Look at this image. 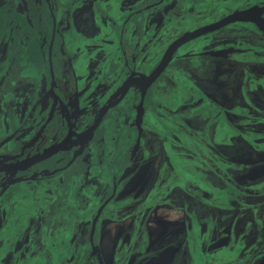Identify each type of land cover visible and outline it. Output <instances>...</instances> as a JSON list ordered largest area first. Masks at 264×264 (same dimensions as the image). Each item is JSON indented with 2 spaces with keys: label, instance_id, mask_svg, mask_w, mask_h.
I'll list each match as a JSON object with an SVG mask.
<instances>
[{
  "label": "flooded vegetation",
  "instance_id": "af4514ba",
  "mask_svg": "<svg viewBox=\"0 0 264 264\" xmlns=\"http://www.w3.org/2000/svg\"><path fill=\"white\" fill-rule=\"evenodd\" d=\"M60 1L65 3L71 1V5L73 4L71 10H67L69 12H66L62 19L58 17L55 8V3L57 5ZM88 1L94 4L95 10H82V4L77 0H0V14L4 10L7 14L15 15L18 23L21 20L20 23L24 29L19 37L18 24L15 20H12L8 27L3 28L0 26V155H8L3 152L6 150L4 145L6 142L3 143L2 139L11 133L10 125L14 129L13 135L10 137L14 142L7 151L12 152L13 159L0 162V250H4L0 255V264H20V258L25 259L31 252L37 250H40L41 253L37 264H41L42 260L45 263L44 255H51V250H55L52 244H54V248L61 250L63 249L62 245L66 249V244L73 243L71 242L73 235L68 238L64 233L69 220V214L67 213L68 197H71L77 205L78 202L83 203L79 207L85 208V216H80V213L76 216L72 215L74 218L71 221L72 226H78L80 229L86 227L85 224L87 223H93L97 219L98 211L104 205L96 220L97 230L93 233V235H96L99 246L91 253L93 264H107L102 252L101 239L98 236V231L103 227L106 228L111 223L109 220L104 222V218L101 217L106 208L111 205L125 204L117 221L119 223L128 218H125L124 215L139 210L129 216L132 218L130 226L132 229L139 228L140 225L151 220L152 216L155 223H160L163 216L156 214L155 211L162 207L173 213L169 215L171 218H174V214L179 212L175 208V205L178 204L179 187L170 188V185L176 180L175 177L173 178V176H176L175 171L166 172L165 168L164 174L166 176L162 177V174L149 172L146 169L143 149L146 148L144 139L147 132H143V139L141 138L139 142L137 132L135 131L131 135L133 127L128 126L126 138L128 141H126L123 134V128L126 127L124 119L117 120V118H113V114L109 113L114 107L108 109L104 115L96 112L95 114L90 113L88 116H81L83 110L78 105L76 95V93L83 91V99L89 98V105L86 104L89 108L96 103L97 99H100L101 103L104 102L101 108H105L122 93L121 88L117 90L118 87H122V84H109L102 89L97 85L96 98L91 101L90 93L93 86L89 81L85 82L84 80L85 73L98 72L97 65L94 63L98 55L92 56V53L103 52L105 54V50L102 49L104 44L110 41L109 32L104 28V24L109 23L106 20L104 11L109 12L114 19H120V32L122 34L127 32L134 36V39L129 38L126 41L120 39V45L122 49L124 48V52L128 50L130 53L133 50L140 57V52L145 51L150 42L156 41V43H159L162 40L159 39L162 34L161 31L159 34L157 32L166 22L165 16L162 15L161 20L155 21L156 19H154L153 21L152 19L151 22H148V11L156 7L159 0ZM221 3L228 4L219 13L217 5ZM177 4L181 8L180 11L172 9V4L168 8L170 22L173 19L176 21L181 17H189L194 24L186 27L187 29L174 37V40L188 31L218 21L236 10L246 9L257 4L264 7V0H239L237 2H233V0L207 2L205 0L201 6L194 3V0H177ZM112 10L116 12L115 15L112 14ZM209 13L217 17L207 18ZM258 13V11L252 12L250 16L253 19L252 21H236L218 28L219 31H224L225 38L222 40L218 38V30H213L212 35L205 33L203 37L205 39H199V37L186 41L178 48L177 51H181V54H178L177 57L184 60L200 57L203 58V63L205 61V71H208L209 74L201 76L204 77L202 78L203 84L196 87L202 93L204 100L208 102L203 110H210L218 106L221 108L222 115H227L230 121L238 123L241 117L247 115L242 116L232 112L231 109L236 105L246 107L250 116L249 119L253 123L245 124V127L251 126L264 132V122L259 121V117L264 116V25H260L258 22L260 19L257 17ZM53 16H57L55 38L61 34L63 39L60 41L54 39L56 44L54 63L52 64L48 55L52 51L50 50V41L54 26ZM133 16H135V20L130 22ZM193 16L199 19V22ZM262 16L264 18V13ZM0 20L4 21L2 16H0ZM113 23L115 24L116 20ZM113 23L112 26H114ZM154 24L157 25L156 28H154ZM72 31L78 37L77 43L69 35ZM27 32L38 33V36H30ZM208 36L217 37L215 40L216 46L212 42L206 41ZM69 40L70 44L67 43ZM203 41L206 48L201 49ZM66 44L69 47L71 45L72 51H74L73 54H66ZM131 45L134 49L131 48ZM84 49L89 51V54L85 57L82 55L85 53ZM196 51H206L209 52V55L205 58L200 53L197 54ZM129 53L127 54L129 57L125 56L126 61L130 59L131 53ZM164 53L163 51L160 60L163 58ZM138 60L142 61L141 59ZM52 65L55 71V82L51 74ZM101 65L98 67L104 66L102 62ZM242 65H245L246 68L242 69ZM30 66H32V69L29 68ZM35 68H42L43 77L35 74ZM184 73L186 75H182ZM30 74L37 76L39 80L37 84L28 83L32 80ZM182 74L186 77L188 70H184ZM82 77L84 85L78 89L76 87L74 92L71 90L68 108L64 103L62 107L60 96L57 97L55 93L58 92L59 95L63 96L68 85L71 87L75 81V84L79 86ZM236 79H238V82ZM243 79L244 89L241 87ZM213 84H215L214 87ZM224 87H231L234 91L233 94L231 96L225 95L223 92ZM164 88H167V86ZM213 89L221 100L211 95ZM117 91L119 92L114 94ZM165 91L166 89H164ZM128 94L129 92L126 93V96ZM36 96L39 100H43V107L46 111V117L41 121L40 128L44 124L46 126L41 132L48 128L51 130L52 122L50 124L47 122L49 119H55L59 123V139L61 136V139H64L71 131L68 141L64 142L63 146L58 147L59 142L56 137L54 143L51 144L56 146L58 144L56 152L59 151L57 154L60 153L61 156L60 159H58V155L52 157L51 162L53 163H50L49 159H43L37 163H32L29 160L24 161L36 155L42 149L37 143L41 141V138H38L42 134L41 132L36 139L32 138L36 132L27 136L25 140L23 139V136L29 133L32 128L28 123V116L33 105L30 98ZM225 97L229 98V101L234 100L236 103L228 107ZM188 100L190 98H186L183 104ZM80 101L81 97H79ZM120 102L111 105L115 106ZM160 108H163L161 103L156 102L153 112L164 118H169L172 123L174 120H178L179 117L172 114V112L178 111V108L175 110L164 108L165 112L160 111ZM202 113L204 114V112ZM128 124H131V122ZM104 125L112 128L116 135L114 139L109 138V142L105 144L103 142L106 136L99 132L102 131L101 128ZM73 126L74 129H71ZM3 127L5 128L4 133ZM153 133L155 134L153 139H155L156 134L159 135V131L153 129ZM180 133V130H176L170 135L166 133L165 137L170 138V144L174 146ZM77 135H79V139ZM158 139L156 138L155 142ZM151 145L149 144L147 147ZM116 149L120 153V160L114 166L113 152ZM95 152H98V154H94ZM74 154L77 155L75 158H73ZM260 156L264 159V154ZM63 158H66L64 162H62ZM96 164L99 167L113 168L106 173L100 170L98 174L93 169ZM262 164L261 173L264 172V160ZM78 170L82 173L81 180L85 184H90V187L86 190L81 187L79 191H71L70 194V191H67L68 180L69 187H71L73 177ZM119 176H121V181L118 180ZM112 183H119L120 190L115 191L114 186H110ZM64 189L66 191H63ZM55 195H58V197H55ZM52 205L59 208L60 212H57V208L53 210ZM131 208L132 210H130ZM88 218H91L89 222ZM167 220H169L168 217ZM259 228L261 233L264 230V225ZM6 231L13 232L14 236H8ZM73 234L77 239L78 232H73ZM88 237L91 238L92 236L89 234ZM21 238L24 240L25 238L29 239L31 250H27L26 244ZM258 238L256 237V239ZM7 241L10 242L7 243ZM261 241H264L263 237ZM13 247L15 252L12 250L13 255L10 256V250ZM119 249L122 248L117 247L116 252ZM69 254L66 256L68 257ZM113 256L124 258L119 253ZM70 259L72 260L71 257L59 259L57 264H66V261Z\"/></svg>",
  "mask_w": 264,
  "mask_h": 264
},
{
  "label": "rangeland",
  "instance_id": "374dc122",
  "mask_svg": "<svg viewBox=\"0 0 264 264\" xmlns=\"http://www.w3.org/2000/svg\"><path fill=\"white\" fill-rule=\"evenodd\" d=\"M77 1L82 4V7H81L82 10L83 9L85 10L88 9L89 11L95 10L94 4L90 3L88 0H77ZM206 1L216 2L217 0H206ZM237 1L239 0H233V2H237ZM204 2L205 0H194V3H198L199 6H201ZM171 4L173 5L171 7L172 9L174 10L180 9L179 5L177 4V0H168L167 3L166 2L164 3L163 7L162 6L156 7V8L153 7L152 9L148 11L149 13L148 22H151L152 19L153 21L154 19H156L155 21L161 20L162 15L165 16V20L169 19L170 16L168 15V8L170 7ZM227 4L228 3H221L217 5V9L219 10V13L222 11V9L226 7ZM112 14L115 15L116 12L112 10ZM193 17L194 19H196L195 16ZM212 17H217V16L215 15L213 16L211 13H209L207 18H212ZM196 21L199 22V19H196ZM3 22L4 21L0 20V24ZM172 24H173V29L175 32L171 34L175 35L177 33L179 34L181 32H184L187 29L186 27H190L194 23H193V20L189 17L187 18L181 17L176 21H174L173 19L172 23L169 24V27H172ZM0 26L5 28L2 25ZM156 26L157 25L154 24V28H156ZM104 28L107 32H109V39L112 40V42H107L104 44V46H107V49L111 51V58H108L107 60L104 61L105 67H106L105 69L108 72V75H110L107 79L108 82L111 85H114L116 83H119L121 79L122 80L124 79V77L121 78L117 76H121L123 74L127 77L128 75H130V73L132 74V71H134L133 62L130 61L128 65L126 58L123 56L125 52L120 45V39L123 37L122 32H118L112 26L111 22H109L108 24H104ZM112 31H113V35L111 36ZM208 33L212 35L213 31L208 32ZM69 35L71 36L72 40H74L77 43L78 37L75 36L76 33L72 31L71 33H69ZM15 38L17 39L16 36ZM155 46L157 47V45L149 46V49L146 53V57L149 58L151 50ZM205 46L206 45L204 44V41H203L201 49L206 48ZM66 48L69 49L70 47L66 45ZM122 52L123 54H121ZM197 52L198 51H196V53ZM199 53L202 56H205V58L209 55V52H206V51H201V52H198L197 54ZM153 54L155 57H157L158 49H153ZM103 56L105 59V57H107V54L106 53L103 54L102 52L101 55L95 60L94 62L95 65L102 66L101 62H102ZM198 59L199 60H192V62L190 63H193V66L195 68V70L193 71V75H195L194 76L195 83L199 85V84H203L202 78L204 77L199 76L196 67H197V64L205 65V61L203 63V58L199 57ZM29 68L32 69V66H30ZM241 68L245 69L246 66L242 65ZM42 71H43L42 68H39V69L35 68V74L38 76L43 77ZM174 72H176L177 76L182 74L180 72H177L176 70L175 71L170 70L168 74L166 73L165 75H162L161 77H159V79L156 82V86H159L160 84H163L164 82H166L167 88H158V87L155 88L153 90V93H151V95H149L148 97L152 102L157 101L156 96L157 95L160 96L163 89H166L164 94L161 96L162 99L160 101L161 106L163 107L174 108V107H178L181 105L182 101L186 99V96L184 95L185 92L181 93L179 89L187 91L188 94L191 96L190 100H188L186 103H190L193 100L195 95L192 94V91L196 92L195 90L196 85L192 84L191 82H188V83L181 82L179 85L176 78L175 79L172 78L171 74H174ZM204 74H205V71H204ZM187 78H190V77L187 76ZM31 79H33L34 81L33 80L29 81L28 83L30 84L32 83L35 84L36 82L39 81L38 78L36 77L31 78ZM236 81L238 82V79H236ZM244 85L245 84H244V79H243L241 82L242 89H244ZM214 86L215 84H213V87ZM223 92L225 95L231 96L234 91L231 87H224ZM211 95L214 97H218L221 100L220 96L215 92L214 89L212 90ZM95 98H96L95 86H93V89L90 93V99L91 101H93L95 100ZM138 98H139V95L137 91L134 90L130 94L128 102L131 104H134L138 101ZM164 99H168L169 101H166ZM140 100L141 99L139 98V103H140ZM225 100H226V105L228 107H230L233 103L234 104L236 103L234 102V100L229 101V98L227 97H225ZM38 102H39V99H36L31 109H34L35 105L38 104ZM126 106L127 104L125 102H122L119 106H117L114 109V115H116L117 117H121L125 111ZM160 111L165 112V109L160 108ZM180 115L181 116H179V118L181 121L179 124L180 125L182 124L183 126H185L184 128L185 130H187L188 127H190L191 132H193V130L194 131L196 130V132L187 133V134L180 133V139L178 138L179 145L177 146L176 144H174V146L170 144V138L165 137L166 135L165 132L167 130H165L164 126H160V124H164L160 122L164 120L170 121V119L164 118L163 116H160L159 114L155 112H151L150 115L148 116V123L152 125H157V128L160 131V133L159 135L156 134V138H159L158 141L153 143L150 147L145 146L146 147L144 148L145 150L143 149V154L145 153L144 158L146 160L145 166H146L147 171L150 172L153 170V168H155V171H157L158 165L160 167L161 165H163L162 175L164 177L166 176L164 174V171H165L164 167H166L167 164L173 165L175 167V174H176V176H173V178L175 177L176 180L175 182H173L172 185H170V188L179 187L178 189L179 194L187 197L188 201L191 203L193 202L192 195H190L188 191L192 190L195 187L196 188L199 187L203 190L201 186L203 187L207 186L211 190V191H205V192L203 190L201 191L202 193L199 191L198 194L196 193V191H194L195 196L200 197L201 200L206 201L208 204L210 200H214V199L216 200L220 195L229 193V191L227 190L232 187V180H234V178L236 179L238 183H242L244 186H246V188L244 189L245 192L251 191V189H249L248 186L252 187V185L254 184V181H253L254 179L256 180V182L261 181L258 179V177H262L264 175V172L262 173L260 172L261 167H263L262 161L264 160L263 158H261L260 155L264 154V148L263 150H259V151L254 150L250 142L246 140L245 138L242 141V147H238L240 145L234 144V143L230 145L229 143L231 142V140L228 139V135H227V132L230 131V128L228 125L229 118H227V115H225L226 122H227L226 125L223 126L221 132L218 131L217 129L214 135H212L214 132L213 129H215L213 125L206 124L204 122H202V124L200 125L197 120H196L197 125L194 123L195 119L193 120V118L197 116L195 111H193L192 118L191 116H187L184 113H181ZM164 125H167V124H164ZM240 126H241L240 127L241 129L245 128V125L243 124H241ZM256 127H259V126H256ZM9 128L11 130V133L6 135L5 138H10L13 135V131H14L13 126L10 125ZM101 129L102 131H99V132L106 136V139L103 142V144L109 142V138L114 139L116 137L115 131L112 128H109L108 125H104ZM3 130H4V127H3ZM233 131H235L234 133L235 135L236 129L234 127H233ZM220 136H222V139H220ZM225 136H227L228 141H225ZM199 138L201 140H205L206 141L204 142L205 144H202ZM180 140L181 142H183V144L179 143ZM9 141L11 140H8V142ZM224 143L229 144V145H224ZM8 145L11 146V144L9 143ZM205 145H207L206 146L207 151L211 149L215 154L224 153L225 155L228 156V159L231 162L244 166L234 171L229 170L230 175L228 177V180L224 179L225 180L224 187L220 188V187L214 186L205 178L207 176L206 174L208 173L207 170L210 169L211 171H213L214 169V166L208 167L204 165L203 163V159H202V156L200 155V151H205L204 149ZM123 150L125 153L124 147H123ZM186 150L192 152L193 154H195V156L192 153H188ZM94 154L97 155L98 152H95ZM58 157H59L58 159H60L61 157L60 154L58 155ZM113 158L115 160L114 166H116L120 160V153L118 152L117 149L113 152ZM125 163H126V160H125ZM224 166L226 167V169L230 167L229 165L221 164L220 168H224ZM112 168L113 167L111 168H106L104 166L99 167V165L96 164L93 169L94 171H97L99 174L100 170L106 173L108 172L109 169H112ZM232 175H234V177ZM81 176H82V173L80 170H78V172L73 177V183L71 187H69V180L67 179L68 180V187H67L68 190L67 191H70V194H71V191H79L81 187L84 190L90 187V184H85L81 180ZM120 179H121V176L118 177V180ZM110 186L111 187L114 186L115 191H119L121 188L119 183H112L110 184ZM63 191H66V189H64ZM89 191H93V190H89ZM205 194H209V196L207 197ZM239 195L241 198H244V200L247 199V197H244L243 194H239ZM226 201L227 199L225 196H221L218 200V202L220 203H223ZM260 201L255 200L254 202L250 204V206L255 207L256 203ZM261 203L263 207L264 201H261ZM68 206H70L71 209L73 210L72 213L74 216L83 212L85 209L84 207H79L80 205H76V203L72 200L71 197L68 199ZM244 206H248V204H244ZM211 207H213L215 210L207 211V215H213V213L219 209L216 205H213V204L211 205ZM236 207L238 208V210H241L242 208L241 205H237L235 206V208ZM56 208H57L56 206L52 205L53 210ZM255 208H259V206H256ZM56 210L58 213L60 212L59 208H57ZM130 210H132V208ZM155 212H157L156 214L163 216L164 220L162 219L160 223H155L154 219H152L153 218L152 216L151 220L147 222V225H146L147 227H146L144 235L139 234L141 236L140 238H141L142 245H141V242H139L138 244L135 245V247H131L130 248L131 253L126 252L128 250L124 251L122 249H119L116 252L115 250L116 247H114V245L119 243L120 237H122V234H121L122 232H123V235L128 236V234L124 232V230L126 229V227H129L131 225V221H132L131 217H128L127 220L124 221L123 223L120 222L118 226L109 224L106 228L103 227L102 229L98 231V236L101 239L102 252L104 253L105 261L107 262V264H114L116 256H113V255H116V253L122 254V257H124L122 258L123 259L122 262H124L123 264H190L191 258L193 256L192 249L195 252L194 256L199 257V259L195 260V263H198V264H229L230 253L232 252V250L236 249L237 245H239L238 242H241L242 246L237 247V250H239V252L237 253V258L245 257V261L238 262L237 264H264V241H261L262 237L264 239V230L260 233V229H258V234H259L258 239L260 240L251 237L250 232L244 233L248 229L247 225H248L249 220H241L240 215H242V213L239 214V221L235 223L231 220H228V218H226L229 211H225L226 213L224 217H221L219 219L221 221H214L212 220L213 217H211V219H207V221L201 220L200 227L198 223H195L196 230L194 231V228H192L191 232L194 234L191 233L190 236H183V237L177 236L176 237V234L178 232L180 231L185 232L186 228L191 227V224L186 223L189 220V216L186 213V211L183 209L179 210L178 213L174 214L173 216L174 218H171L169 216V215H172L173 213H171L167 209H164L163 207ZM167 217L169 220H167ZM72 220H74V218L72 217V215H70L69 220L67 221L68 231L67 233H65V236L69 238V236L73 235L71 239V242L73 243L66 244L67 245L66 249H64L65 246L62 245L63 249L59 250L62 253H66V255L69 253L70 254L68 255V257L60 254L58 252V248H54V244H52V247L55 250H51V255H54L56 253L54 255V258L58 260L62 258L71 257L72 260L71 259L67 260L66 264H87L86 262H82V259H85V261L87 259L89 261H92L93 257L92 255L88 254L87 249H85L84 252H81V248L84 247V244H85L84 243L85 236H83V232H85L86 234H89L90 228L89 227L81 228L82 229L81 233L78 232L77 239H76L74 237L73 232H77V231L69 230L70 227H73L71 223ZM209 221L211 222V224L208 223ZM131 230H134V229L131 228ZM249 230L251 231L254 230V226L252 224H250ZM6 234L10 237L14 236V233L11 231H6ZM22 241L26 244L27 250H31L29 239L25 238V240L23 239ZM122 242L126 243V242H131V241H128V238H125V241H124V238L122 237ZM198 242L203 249L208 250L207 254H204L203 252L202 254L200 250L199 251L197 250ZM143 245L145 248L143 247ZM191 246L193 247L191 248ZM213 246L225 247L222 249V251H220V257L217 256L219 259L221 258L225 259L226 257L225 262H224V259L223 260L221 259V261H217L216 259L214 263V260H212L211 257L216 256V255L210 254V252L213 250ZM140 247L141 249H138ZM12 250L14 251V247L13 249L10 250L11 251L10 255H12V252H13ZM141 250H145V251H141ZM144 252H147V254H145ZM90 253H92V250L90 251ZM80 256H81V261L78 262ZM15 257H16V254H15ZM201 260L202 262H200Z\"/></svg>",
  "mask_w": 264,
  "mask_h": 264
},
{
  "label": "water",
  "instance_id": "95a60500",
  "mask_svg": "<svg viewBox=\"0 0 264 264\" xmlns=\"http://www.w3.org/2000/svg\"><path fill=\"white\" fill-rule=\"evenodd\" d=\"M162 1L163 0H159L158 4L155 3V4H157L156 7H160V6L163 7L164 3L165 2L167 3L168 0H164L163 2ZM25 5L27 6V4H25ZM72 6H73V4L71 5V1H69L68 3L60 1V2L57 3V5L55 3V8H56L58 17L60 19H62L64 14L67 12V10H71ZM253 11H258L259 12L257 14V17L260 18L258 22L260 23V25H264V18L262 16V14L264 13V7L261 6L260 4H257L256 6L253 5V6H250V7L246 8V9L236 10V11H234L232 13H229V14L225 15L224 17H222L220 20L214 21V22L209 23V24L204 25V26H200V27H198V28H196V29H194L192 31H188V32L184 33L181 37L176 38L175 40L173 38L178 36V33L175 34V35L171 34V33L175 32V31L173 30V24H172V27H169V24L172 23V22H170V20L167 19L166 22L164 23V25L161 27V29L157 32V34H159L160 31L162 33L160 35V37H159V39H162L161 42L156 43V41H154V42H150L149 43V46L157 45V47L155 46L154 48H152L151 53L149 55V58L146 57V53H147V51L149 49V46L147 47V49L145 51H141L140 52L141 53V55H140L141 57H139L133 50H131V52H130L131 54L129 53L128 50H125V54L123 56L124 57L125 56L129 57V56H127V54L128 53L130 54V59H127V64L129 65L130 61H132L133 62V70L134 71H132V74L130 73V75H128L127 77L125 75H123V74L121 76H117V77H121V78L124 77V79L123 80L121 79V81L119 83L114 84V85H119V84L121 85L122 84V87H118V89H117V90H120V88H121L122 89V93L112 103L107 105V107H105V108L104 107L101 108V105H103L104 102L101 103L100 99L99 100L97 99L96 103L93 104L89 108V107H87L89 105L88 104L89 103V101H88L89 98L87 97V99H83L84 98V94H83L84 92L81 91L79 93H76L77 99H78V105L81 108V110H83L81 116H88V115H90V113L95 114L96 112L103 113V115H104L108 111V109H111L113 107L115 109L122 102H125L127 104V106H126L125 111H124V113H123V115L121 117H117L116 115H114V109L111 112H109L110 114H113V118H117V120L124 119V124L126 125V127L123 128V134L125 136V140L127 138L128 126H132L133 127V131H132L131 135H133V133L136 131L137 132L138 141L141 140V138L143 139V135H142L143 132H147L146 136H145V139H144V145L146 147L149 144L155 143V141L153 142V137L155 135L153 133V129L158 130V128H157V125H152V124L148 123V116L150 115L151 112H153V110H155L154 109L155 103L161 101V99H162L161 96L164 94V89L162 90L160 96L159 95L156 96V100H157L156 102H152L148 98L149 95H151V93H153V90L155 88H157V87L158 88L166 87V82H164L163 84H160L159 86H156V82L159 79V77H161L162 75H165L166 73L168 74L170 70H174V71L176 70L177 72H180V73H182L184 70H188V72L194 71L193 70V67H194L193 63H190V62H192V60H199L198 58H192V59H186V60H184L183 58H178L177 55L181 54V51H177L178 48L181 45H183L186 41L192 40L194 38H199L200 37L199 39H205V38H203L204 35H205V33H204L205 31L218 30V28H221L222 26L228 25V24L236 22V21H245V22L246 21H252L253 19H251L250 16H251ZM104 15L106 17L107 22L113 23L114 20H116V23L115 24L113 23V25H114L113 27L118 32H120L121 31V23H120L121 21H120V19L119 18L114 19L110 15V13L107 12V11L105 12ZM0 16H2L3 19H4V22L1 23L0 25H2L4 27H8L12 20H15L17 22V24H18V36L20 37L22 32H23V30H24L23 29V25L20 23L21 20H19V23H18L15 15L7 14L4 10L1 12ZM6 23H7V25H6ZM53 23H54L53 33H52V37H51V41H50V50H52V51L48 55L49 59H50V63H52V64L54 63V49H55V44H56L54 39H56V41H59V37L58 36L55 38V30L57 28V16L56 17L53 16ZM27 34L30 35V36H38V33H28L27 32ZM112 35H113V31L111 33V36ZM129 38L130 39H134V36L129 34V33H127V32L123 33V37H122L123 40L126 41ZM216 38L217 37H215V36H211V37L208 36L206 41L207 42H212L214 44V46H216V43H215L216 42L215 41ZM218 38H219V40H222L223 38H225L224 31H222V30L219 31L218 30ZM109 42H112V40L110 39ZM67 43L70 44V40ZM131 48L134 49L133 45H131ZM153 49H158L157 57L154 56ZM102 50H105L104 53L107 54V57H105V59H104V56H103V59H102V63L104 64V66L103 67H98L97 66L98 72H92L91 71V72L85 73L84 74L85 76L83 75L85 77L84 78L85 82L89 81L92 84V86H95V90H96L97 85H99L101 87V89H102L104 87H107L110 84L108 82V80H107L110 75H108V72L105 69L106 67H105L104 61L107 60L108 58H111V51H109L107 49V46H104ZM163 51L165 53H164L163 58L160 60V57H161ZM73 52L74 51H72V47L70 45V48L67 49L66 54H68V53L73 54ZM87 54H89V51L85 50V53H83L82 55L85 57ZM96 54L98 55L97 58L101 55V53H92V56H95ZM121 54H123V53H121ZM97 58H95V60ZM138 59H141L142 61H140ZM143 61H145L146 64L143 63ZM158 61H159V63H157ZM79 64H80V58H79ZM51 71H52L51 72L52 78H53V81H54L55 71H54L53 65H52ZM185 73L182 74V75H186ZM76 74H78V73H76ZM171 75H172V78H178L180 80L179 81V85H180L181 82H185V83L191 82L192 84L196 85L195 88L198 86V84H196L195 82H192L191 80H189L187 78V76L186 77H184L182 75L177 76L176 72H174V74H171ZM29 76L31 78H35V77L37 78V76L34 75V74H30ZM135 77H137V78L135 79ZM124 80H125V82H124ZM154 80H155V82H154ZM80 81L81 82H80L79 86H77V84H75V81H74V84L71 85V87L68 85V88H67L66 92L63 94V96L61 94L59 95L58 92L55 93V95L57 97L60 96V102L62 103V107H63V103H64L67 106V108H68V103L70 102V99H71L70 91L72 90L74 92L76 90V87L78 89V88H81L82 85H84L83 84V77L80 79ZM35 84H37V82ZM151 86H152V88L150 89ZM134 90L137 91V93L139 95V98L141 99L140 103H139V98H138V101L136 103H134V104H131V103L128 102L129 96ZM179 90H180L181 93L185 92L184 95L186 96V98H191V97H187V94H188L187 91L181 90V89H179ZM118 92L119 91L114 92V94H117ZM128 92H129V94L126 96V93H128ZM79 97H81V101L80 102H79ZM123 97H125V99L122 101ZM36 99H39L38 96H36L35 98H30L31 104H33V102ZM164 100L169 101L168 99H164ZM118 102H120V103L117 104V105L115 104V106L111 105L113 103H118ZM86 104H88V105L86 106ZM181 104H183V101H182ZM176 108L177 107L170 108V109H174L175 110ZM98 110H100V111H98ZM202 112H204V110ZM29 114H31V115L28 116V123L30 124V126H32V128H31L29 133H27L26 135L23 136L24 140L26 139L27 136L33 134V132H36V133H35V135L32 138L36 139L38 134H40V132L46 126V124H44L40 128L41 121L46 117V111L44 110V107H43V100H39L38 104L35 105L34 109H31ZM33 118H34V120H33ZM180 121H181L180 118H178L177 122H173V123L170 122V121H165L164 120V121H162L160 123H164V124H167V125L160 124V126H164L165 130H167L165 133H168L170 135L173 132H175L176 130H178V127L181 128V125L179 124ZM47 122H48V124H50L52 122L51 130L48 128L44 132H41L42 134L40 136H38V138L39 137L41 138V141L37 142V140H36V142L41 146V148L42 149L44 148V149L43 150L41 149L38 152L39 154L37 153L36 155L32 156L29 159H25L24 161H28L29 160V161H32V163H37V162H40L43 159H49V162L53 163V162H51V158L54 157L55 155H59L60 154V153L57 154L59 151L56 152V148L63 146L64 142L66 143L68 141V136L71 133V131L68 132V134L64 137V139H61L62 136L59 139V131H58V129H59L58 128V124L59 123L55 119H53V120L49 119V121L47 120ZM129 122H131V124H128ZM174 126H177L176 127L177 129H175ZM71 129H74V126ZM4 131H5V128L3 130V133H4ZM159 133H160V131H159ZM55 137L58 138V140H57L59 142L58 143L59 146L57 144L58 147L55 144L51 145V144L54 143ZM77 137H78V139L80 138L79 135H77ZM179 139H180V134H179ZM8 140H11V141L8 142ZM2 141H3V143L6 142L4 144L6 146V150H4L3 152L5 154H8V155H0V162H6L9 159H13V156H11L12 152H7V151L9 149V147H10L8 145V143L12 145L14 140L12 138H4V139H2ZM126 141H128V140H126ZM179 143L183 144V142H181V140H180ZM175 144H176V146L179 145L178 142H176ZM76 156L77 155L74 154L73 158H75ZM65 159L66 158H63V161H65ZM29 163L32 164L31 162H29ZM162 169H163V165H161V167L159 166V168H158V170L156 172H158V174H162ZM168 170H174V169L172 167L166 168V172ZM55 197H58V195H55ZM69 198L70 197H68V199ZM81 204H83V203L78 202V205L81 206ZM103 206H102V208H103ZM124 206H125V204L117 205V206L111 205L109 208H106L105 211L103 212L102 216H101L102 218H104V222L109 220V221H111L110 224H113V225L116 226L119 223L117 221L119 220V216L122 213V210H123ZM102 208L98 211L99 214L97 216V219H98L99 215L101 214ZM72 211L73 210L71 209V207L68 206V212L67 213L69 214V216L73 215ZM138 211L139 210H134L132 212V214H134V213H136ZM85 215H86V212H84V211L80 213V216H85ZM130 215H131V213L130 214H126L124 216H125V218H127ZM87 220L89 222V220H91V218H88ZM96 220H94L93 223L91 222V223L85 224L86 227L90 228L91 233H89V234L92 236L91 238L87 237L89 234H86L85 232L82 231L83 232V236H85V239H84V243L85 244H84V247L81 248V252H84L85 249H87L89 255H91V253H90L91 250L93 251V250H96L97 248H99L98 240L96 238V235H93V233L97 230V221ZM69 230L70 231H74L75 230L77 232H81V229L78 226L70 227ZM67 231H68V229H65L64 233H67ZM9 242L10 241H7V243H9ZM139 242H141V238L137 239V240H134L131 243H129L125 247V250H128L126 252L131 253V249L130 248L131 247H135V245L138 244ZM141 245H142V242H141ZM143 247H144V245H143ZM144 248H142V249H144ZM138 249H141V247L138 248ZM141 251H145V250H141ZM3 252H4V250H0V255ZM58 252L60 254L64 255V256H66V253H62L59 250H58ZM144 253L147 254V252H144ZM10 254H11V252H10ZM12 255H13V253H12ZM54 255H48V254L46 256L44 255L45 263L42 260L41 264H43V263L44 264H57L59 262V260L54 258ZM194 255L195 254H193V256ZM40 256H41L40 250L33 251V252H31V254L29 256H26L25 259L20 258L19 262H20V264H37L38 259L40 258ZM81 256L79 257L78 262L81 261ZM193 258H194V263H195L196 259H199L198 256H196V257L194 256ZM122 260L123 259L121 257H117L116 256L115 264H121ZM82 262H86L87 264H93L92 261H89L88 259L86 261H85V259H82Z\"/></svg>",
  "mask_w": 264,
  "mask_h": 264
},
{
  "label": "trees",
  "instance_id": "16d2710c",
  "mask_svg": "<svg viewBox=\"0 0 264 264\" xmlns=\"http://www.w3.org/2000/svg\"><path fill=\"white\" fill-rule=\"evenodd\" d=\"M180 10H181V8H180ZM67 12H69V11H67ZM104 12H106V11H104ZM171 14H173V13H171ZM179 14H180V12H179ZM134 20H135V16L132 17L130 22H134ZM58 37H59V41L63 39V36L61 34H59ZM196 69H197L200 77L204 76V75L207 76L209 74L208 71H205V65L204 64H197ZM193 70H195L194 67H193ZM204 71H205V74H204ZM192 79H194V78H192ZM176 80L179 83L180 80L178 78H176ZM195 90H196V92L192 91V94L195 95L193 100L190 103L181 104L180 106L177 107L178 111L172 112V114L175 117H179V116H181L180 115L181 113H184L187 116H191V118H192L193 111H195L197 116L194 117L193 120L195 119L194 123L196 125H197V121L200 125L202 124V122H204L206 124L213 125V127L215 129H213L214 132L212 135H214V133L216 132L217 129H218V131L221 132L223 126L226 125V123H227L225 116L222 115V112H220L221 108L218 106H215L216 108H213L210 110H204V114H203L202 111L207 106L208 102H206L204 100L202 93L199 92L197 88H195ZM187 97H191V96L189 94H187ZM163 108H166V107H163ZM167 110H169V108ZM231 111L234 113H238L242 116H244V115H247V116L241 117V119L238 121V123L235 121L234 122L230 121L228 119V121H229L228 125L230 128V131L227 132V135H228V139L231 140V142L229 144L231 145L234 143V144L240 145L238 147H242V141L245 138L246 140H248L250 142V144L252 145L254 150H257V151L263 150V148H264V132L258 131V130H256V128L254 129L251 126H247V127H245V129H241L238 126L241 124L245 125V124L253 123V121L251 122V120L249 119L250 116L248 115V112H247L248 109L246 107H241V106L236 105V106L232 107ZM176 121H178V120H176ZM176 121H174V122H176ZM259 121L264 122V116H260ZM174 127L176 128L177 126H174ZM233 127L236 129L235 135H234L235 131H233ZM184 128H185V126H183L181 124V128L178 127V130H180L182 134L196 132V130L195 131L193 130V132H191L190 127L187 130H185ZM155 139H153V142L155 141ZM220 139H222V136H220ZM199 140L202 144H205L204 142H206L205 140H201L200 138H199ZM225 141H228L227 136H225ZM176 142H178V141L176 140ZM229 144L224 143V145H229ZM206 146L207 145L204 146L205 151H200V155L202 156L204 165H206L208 167L214 166V169H213V171L208 169L207 170L208 173L206 174L207 176L205 178L214 186H217L220 188L224 187L225 186V180H228V177L230 175L229 170L234 171V170L240 169L244 166L237 164V163H234V162H231L228 159V156L225 155L224 153L223 154H215L211 149L209 151H207ZM186 151L188 153H192L188 150H186ZM72 154H73V152H72ZM193 155L195 156V154H193ZM72 157H73V155H72ZM67 159L69 160V158H67ZM221 164L222 165H229L230 167H228V169H226L225 166H224V168H220ZM172 168L175 169L174 167H172ZM232 176L234 177V175H232ZM258 179L261 181L256 182V180L254 179L253 180L254 184L252 185V187L248 186V188L251 189V191L245 192L244 189L246 188V186H244L242 183H238L236 181V179L234 178V180H232V187L227 190V191H229V193L220 195L216 200L215 199L210 200L208 202V204L206 201L201 200L200 197L195 196V192H194V191H196V193L198 194L199 191L201 192L203 190H204V192L205 191H211L207 186H204V187L201 186L203 188V190L199 187L198 188L195 187L192 190L188 191L189 194L192 195V200H193L192 203L188 201L187 197L179 194L178 204L175 205V208H177L178 211L181 209L186 211V213L189 216V220L186 223L191 224V227L186 228L185 232L184 231L178 232L176 234V237L177 236H181V237L190 236L192 233L191 232L192 228H194V231L196 230L195 223H198V225L200 227V225H201L200 221L201 220L207 221V219H211V217H213L212 220L221 221L219 219L221 217H224V215L226 213L225 211H229L226 218H228V220H231L235 223L239 221V214L242 213V215H240V219L241 220H249L248 225H247L248 229L244 233L250 232L251 237H253V238L258 237V235H259L258 229H260L259 227L261 225H264V206L262 207V203H261V201H264V175L262 177H258ZM239 194H243L244 197H247V199L244 200V198H241ZM205 195L207 197L209 196V194H205ZM221 196H225L227 201L223 202V203L218 202V200ZM237 197H238V199H237ZM255 200L256 201L261 200L260 202L256 203V205H255V207L259 206V208H255V207L250 206V204L252 202H254ZM212 204L216 205L219 209L217 211H215L213 213V215H207V211H214L215 210L213 207H211ZM244 204H248V206H244ZM237 205L242 206L241 210H238L237 207L235 208V206H237ZM208 223L211 224L210 221ZM250 224H252L254 226L253 231L249 230ZM192 234H194V233H192ZM241 235H243V234H241ZM238 243H239V245H237V247L242 246L241 242H238ZM192 247L193 246H191V248ZM237 247L235 250H232V252L230 253L229 264H237L238 262L245 261V257L237 258V253L239 252V250H237ZM223 248H225V247L213 246V250L210 252V254L216 255V256L211 257L212 260H214V263H215L216 259H217V261H221V259L222 260L224 259V258L219 259L217 257V256L220 257V251H222ZM197 250L198 251L200 250L201 253L203 252L204 254L208 253V250L203 249L200 246L199 242L197 243ZM192 252H193V254H195L193 249H192ZM203 257H204V255H203ZM225 261H226V257L224 259V262ZM190 262H191L190 264H198V263H194L193 256H192ZM200 262H202V260Z\"/></svg>",
  "mask_w": 264,
  "mask_h": 264
},
{
  "label": "clouds",
  "instance_id": "9594fccd",
  "mask_svg": "<svg viewBox=\"0 0 264 264\" xmlns=\"http://www.w3.org/2000/svg\"><path fill=\"white\" fill-rule=\"evenodd\" d=\"M192 75V76H191ZM187 76L188 77H190V78H188L189 80H191L192 82H195V79H192V78H194V76L195 75H193V71H190V72H188V74H187ZM156 164V163H155ZM169 167H174L173 165H169V164H167L166 165V167H164V168H169ZM158 168H159V165H158ZM154 173H157L158 174V172H156L155 171V168H153V170H152ZM169 172L170 171H175V169L174 170H168ZM163 177V176H162ZM127 220V219H126ZM125 220V221H126ZM124 222V221H123ZM122 222V223H123ZM120 223H118L116 226H118ZM147 225V222L145 223V224H142V225H140L139 226V228H135L134 230H131V228H130V226L129 227H126V229L124 230V232H126L127 234H128V236L127 235H123V232L121 233L122 234V237L124 238V241H125V238H128V241H134V240H137V239H139L141 236L139 235V234H142V235H144V233H145V230H146V226ZM122 237H120V241H119V243L118 244H116V245H114V247H118V248H122V250H125V247L129 244V243H131V242H126V243H123L122 242ZM124 252V251H123Z\"/></svg>",
  "mask_w": 264,
  "mask_h": 264
},
{
  "label": "bare ground",
  "instance_id": "6f19581e",
  "mask_svg": "<svg viewBox=\"0 0 264 264\" xmlns=\"http://www.w3.org/2000/svg\"><path fill=\"white\" fill-rule=\"evenodd\" d=\"M208 32H211V30L210 31H205L204 33H208Z\"/></svg>",
  "mask_w": 264,
  "mask_h": 264
}]
</instances>
